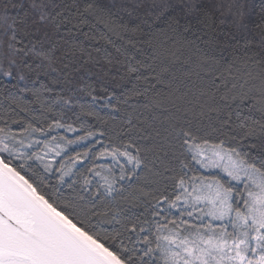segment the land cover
Instances as JSON below:
<instances>
[{"label":"snow or ice","instance_id":"6c2138e0","mask_svg":"<svg viewBox=\"0 0 264 264\" xmlns=\"http://www.w3.org/2000/svg\"><path fill=\"white\" fill-rule=\"evenodd\" d=\"M0 264H264V0H0Z\"/></svg>","mask_w":264,"mask_h":264},{"label":"trees","instance_id":"16d2710c","mask_svg":"<svg viewBox=\"0 0 264 264\" xmlns=\"http://www.w3.org/2000/svg\"><path fill=\"white\" fill-rule=\"evenodd\" d=\"M77 150H81L79 147H78V149Z\"/></svg>","mask_w":264,"mask_h":264}]
</instances>
